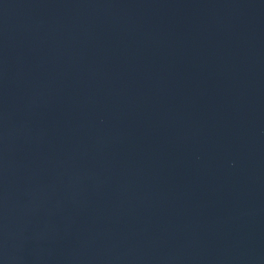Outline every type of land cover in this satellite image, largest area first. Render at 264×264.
I'll return each mask as SVG.
<instances>
[{
	"label": "water",
	"instance_id": "obj_1",
	"mask_svg": "<svg viewBox=\"0 0 264 264\" xmlns=\"http://www.w3.org/2000/svg\"><path fill=\"white\" fill-rule=\"evenodd\" d=\"M0 264H264V0H0Z\"/></svg>",
	"mask_w": 264,
	"mask_h": 264
}]
</instances>
